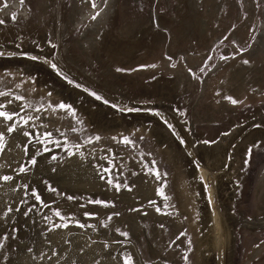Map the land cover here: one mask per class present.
<instances>
[{
	"label": "rangeland",
	"instance_id": "obj_1",
	"mask_svg": "<svg viewBox=\"0 0 264 264\" xmlns=\"http://www.w3.org/2000/svg\"><path fill=\"white\" fill-rule=\"evenodd\" d=\"M0 21V264H62L77 233L96 263L217 264L161 114L217 177L226 264H264V142L240 135L264 118V0H0Z\"/></svg>",
	"mask_w": 264,
	"mask_h": 264
},
{
	"label": "bare ground",
	"instance_id": "obj_2",
	"mask_svg": "<svg viewBox=\"0 0 264 264\" xmlns=\"http://www.w3.org/2000/svg\"><path fill=\"white\" fill-rule=\"evenodd\" d=\"M202 21V20H201ZM205 26V25H204ZM201 28V26H200ZM202 29H200L201 31ZM204 32V31H203ZM8 51V50H7ZM3 52H6V51H3ZM12 53V52H11ZM49 53V52H48ZM47 53V54H48ZM50 55V54H49ZM48 55V56H49ZM5 57V56H4ZM41 57V56H40ZM44 62L45 65H48L49 62L46 58H44L42 60ZM244 87V86H243ZM171 90V89H170ZM166 93V92H165ZM174 95V94H173ZM176 95V94H175ZM168 96V95H167ZM168 98V97H167ZM124 106V105H123ZM165 111V110H164ZM148 113L146 112H137L138 114L140 113H146L148 114L149 116H153L154 118H158L159 114H156V111H147ZM172 113V112H171ZM160 118H162V120L164 122H161L159 121L158 119V122L159 124H163V125H171V129H174L176 128L178 130V128H182L183 131L185 130L183 128V126H181L179 123V120L178 118L172 116H168L167 114L165 115H160L159 116ZM179 117V116H178ZM180 118V117H179ZM184 124V123H183ZM186 125V123H185ZM184 125V126H185ZM246 126V125H245ZM179 128V138L180 140H178V145L184 149V151H186L188 153V165H189V169H190V176L192 178H194L197 182H201V186L205 187V192L207 193L208 195V198H209V204H210V208L208 209L210 214L208 216V218L210 219L211 221V225L210 227H212V231H213V235L215 237V239L213 240L214 244L212 245L215 253H216V263L217 264H226V259L228 258L227 256L230 257L231 255V251L233 250L232 249V242H230V235L227 234V232L229 233L230 230L227 228V225L225 223V221L222 219V217L220 216L218 210H217V207L216 205L214 204L213 200H212V180H217V177L215 176V173H209L208 171H206V167L204 166L203 162L201 161V159L199 158L198 154L194 151V149H192L191 145L192 143H190V140L191 138H187L185 137V135H183L184 133H182L181 129ZM187 128H190V127H187ZM247 128V129H246ZM185 133H188V132H185ZM228 134V133H227ZM189 135V134H188ZM187 135V136H188ZM191 135V134H190ZM232 135V134H231ZM240 135H243L244 136V141H247L249 142V144H253L255 143L257 140H261L262 142H264V118L263 119H260V120H255V121H252L251 123L247 124V126L244 128V131L243 133H241ZM224 137V136H223ZM229 137V136H228ZM236 138V137H235ZM234 138V139H235ZM225 139V138H224ZM221 141V143L223 142V140ZM230 139V138H229ZM238 139V138H237ZM240 140V138H239ZM218 140H216L217 142ZM230 141V140H229ZM243 141V142H244ZM194 142V141H193ZM215 142V143H216ZM235 142H239L238 140L235 141ZM217 144V143H216ZM194 145V144H193ZM227 145V144H226ZM242 145V144H241ZM248 145V143H247ZM207 146V144H206ZM229 146V145H228ZM233 146V144H232ZM235 146V145H234ZM195 147V146H194ZM200 147V146H198ZM217 149H220L221 148V145H217L216 146ZM243 147V146H242ZM241 147V148H242ZM201 149V148H200ZM212 149V148H211ZM210 149V150H211ZM225 149V147H224ZM227 149V148H226ZM231 149V148H230ZM229 149V150H230ZM203 150V149H202ZM223 150V149H222ZM233 150V149H232ZM243 150V149H242ZM236 151V150H235ZM207 152V151H206ZM215 152V151H214ZM213 152V153H214ZM219 152V151H218ZM224 152V150H223ZM229 152V151H228ZM232 152V151H231ZM241 152V151H240ZM199 153V152H198ZM203 153V152H202ZM212 154V152H210ZM209 153V154H210ZM207 154V153H205ZM210 154V155H211ZM230 154V153H229ZM247 154V153H246ZM220 155V154H218ZM223 155V154H222ZM227 156V155H226ZM213 157V156H212ZM216 158V155L214 156ZM218 157V156H217ZM239 157V156H238ZM224 158V157H223ZM237 159V157H235ZM246 158V157H245ZM206 159V158H205ZM217 159V158H216ZM215 159V160H216ZM226 159V158H224ZM229 159V158H228ZM239 159V158H238ZM3 162L4 160L1 159ZM211 160V159H210ZM241 160V159H240ZM239 160V161H240ZM232 161V160H231ZM206 162V161H205ZM219 162V161H218ZM221 162V161H220ZM219 162V163H220ZM225 162V161H224ZM209 163V161H208ZM216 163V162H215ZM212 162V166L213 164H215ZM223 164V163H222ZM228 164V162H227ZM234 164V163H233ZM210 165V164H208ZM221 165V164H220ZM218 166V165H216ZM214 168V167H213ZM221 168V167H220ZM216 169V167H215ZM224 169V168H223ZM217 171H221L219 168L216 169ZM215 170V171H216ZM214 171V170H213ZM222 173V172H220ZM242 173V172H241ZM219 174V173H218ZM219 178V176H218ZM201 180V181H200ZM222 182V181H221ZM193 185L196 186L195 183H193ZM219 185V184H218ZM221 186V185H220ZM214 188V187H213ZM204 190V189H203ZM232 190V189H231ZM237 190V189H236ZM221 191V190H220ZM235 193V192H234ZM231 194V193H230ZM196 196V195H195ZM197 197V196H196ZM208 202V201H207ZM219 204V203H218ZM207 207V206H206ZM221 219V220H220ZM1 221V220H0ZM253 221V220H252ZM259 222H261V224H259ZM246 227L248 228H251V229H256V228H260L262 226H264V217L263 218H260L259 221H255L254 222H246L245 224ZM68 232L69 229L64 232V233H61V234H58L59 236V239L60 241L62 242L61 244L64 245V242H65V236L67 234H69ZM80 235V236H79ZM72 236V235H70ZM88 239H89V234L87 233H77L75 234V236H72V245L71 247L68 249V256L71 257V258H68L66 259V261H64L62 264H71L72 261L75 260L76 264H118L116 263V261H110V260H107L106 262L104 261H100L98 263H96V253L94 252H89V246H87V242H88ZM228 240V242H227ZM232 241V240H231ZM84 248L87 249V254H79L80 253V250H84ZM227 252H228V255H227ZM67 253V252H66ZM67 255V254H66ZM59 257H56V259H52L50 262H48L47 264H51L52 262H55V260H58ZM62 259V258H61ZM17 264H32L30 263L29 259L26 258V257H22L20 256L18 261H17Z\"/></svg>",
	"mask_w": 264,
	"mask_h": 264
},
{
	"label": "snow or ice",
	"instance_id": "obj_3",
	"mask_svg": "<svg viewBox=\"0 0 264 264\" xmlns=\"http://www.w3.org/2000/svg\"><path fill=\"white\" fill-rule=\"evenodd\" d=\"M21 3H23V0H21ZM0 23H2V21H0ZM245 63H247V61H245ZM0 94H2V93H0ZM97 99H99V97H97ZM233 103H236V101H233ZM60 107L63 108L64 106L61 105ZM0 116H3L7 120H11L12 119V116H10V115H8L6 113H3V112H0ZM12 130L13 129H11V128L9 129V131H12ZM25 135H27V133H25ZM2 140H3V137L0 136V141H2ZM125 142L127 143L128 141H125ZM32 163H35V161L33 160ZM4 179L5 180H10L11 177H4ZM37 199H38V197H37ZM70 199H71V197H70ZM96 203H101V202L100 201H96ZM57 215H59V213H57ZM80 226L83 227V225H80Z\"/></svg>",
	"mask_w": 264,
	"mask_h": 264
},
{
	"label": "flooded vegetation",
	"instance_id": "obj_4",
	"mask_svg": "<svg viewBox=\"0 0 264 264\" xmlns=\"http://www.w3.org/2000/svg\"><path fill=\"white\" fill-rule=\"evenodd\" d=\"M264 46V42L260 45L261 48H263ZM257 52V51H254V53Z\"/></svg>",
	"mask_w": 264,
	"mask_h": 264
}]
</instances>
